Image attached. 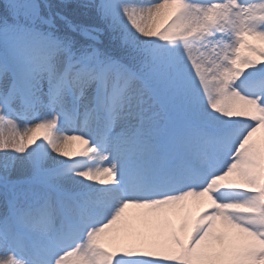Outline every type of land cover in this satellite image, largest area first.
Returning a JSON list of instances; mask_svg holds the SVG:
<instances>
[{
	"label": "snow or ice",
	"instance_id": "obj_1",
	"mask_svg": "<svg viewBox=\"0 0 264 264\" xmlns=\"http://www.w3.org/2000/svg\"><path fill=\"white\" fill-rule=\"evenodd\" d=\"M0 264H264V0H0Z\"/></svg>",
	"mask_w": 264,
	"mask_h": 264
},
{
	"label": "rangeland",
	"instance_id": "obj_2",
	"mask_svg": "<svg viewBox=\"0 0 264 264\" xmlns=\"http://www.w3.org/2000/svg\"><path fill=\"white\" fill-rule=\"evenodd\" d=\"M74 147H76V148H81V147H83L82 145H80L78 142H76L75 144H74ZM137 211V210H136ZM135 211V212H136ZM130 214H133V212L132 213H130Z\"/></svg>",
	"mask_w": 264,
	"mask_h": 264
},
{
	"label": "bare ground",
	"instance_id": "obj_3",
	"mask_svg": "<svg viewBox=\"0 0 264 264\" xmlns=\"http://www.w3.org/2000/svg\"><path fill=\"white\" fill-rule=\"evenodd\" d=\"M126 211L130 214V213H132V212L135 213L136 210L129 209V210H126Z\"/></svg>",
	"mask_w": 264,
	"mask_h": 264
}]
</instances>
